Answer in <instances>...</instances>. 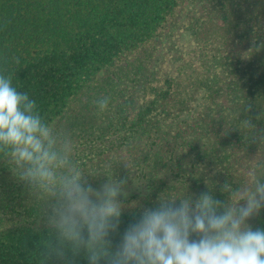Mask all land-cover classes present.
I'll return each instance as SVG.
<instances>
[{
    "label": "trees",
    "instance_id": "16d2710c",
    "mask_svg": "<svg viewBox=\"0 0 264 264\" xmlns=\"http://www.w3.org/2000/svg\"><path fill=\"white\" fill-rule=\"evenodd\" d=\"M0 74L70 138L73 159L79 146L119 138L80 162L88 183L106 182L103 173L128 181L135 170L144 178L145 197L109 234L113 251L160 196L224 202L225 183L264 180V0H0ZM9 164L0 157V187L19 190L21 215L47 214L25 182L7 185ZM247 223L264 230V208ZM49 241L47 224L1 226L0 264H89L84 250L49 254Z\"/></svg>",
    "mask_w": 264,
    "mask_h": 264
},
{
    "label": "clouds",
    "instance_id": "9594fccd",
    "mask_svg": "<svg viewBox=\"0 0 264 264\" xmlns=\"http://www.w3.org/2000/svg\"><path fill=\"white\" fill-rule=\"evenodd\" d=\"M108 103L99 99L97 107L102 112ZM242 123L255 128L249 120ZM73 151L70 138L45 122L36 101L13 86L12 75L0 74V157L38 202L48 203L47 225L56 236L46 245L49 254L63 258L65 248L84 250L89 264H264V230L247 223L264 208V180L254 173L244 186L225 183L224 202L207 192L195 201L160 196L159 206L145 209L113 251L109 234L119 227L118 197L126 195L127 181L103 173L107 181L93 188L85 179L93 174L80 168Z\"/></svg>",
    "mask_w": 264,
    "mask_h": 264
},
{
    "label": "rangeland",
    "instance_id": "374dc122",
    "mask_svg": "<svg viewBox=\"0 0 264 264\" xmlns=\"http://www.w3.org/2000/svg\"><path fill=\"white\" fill-rule=\"evenodd\" d=\"M179 43L182 47H188L190 41L188 38L187 33H181L179 35ZM201 96L199 95L191 109L190 115H193L197 109L201 106ZM191 116L184 117L183 120H188L190 119ZM116 137V136H115ZM118 140L112 141L110 144L108 143H95L89 147L85 146H79L81 149H84L82 152H79L80 155L79 157H75L74 160L75 162L80 166H82V161L88 159L89 156L94 159V157L98 156L103 150H110V148L115 147L116 145L119 144V138L116 137ZM89 149V150H88ZM88 150L87 152H85ZM83 167V166H82ZM10 175V180L8 181L7 185H10V182L17 183L21 182V180L18 178L16 173L13 170V167L11 164H9L8 169ZM171 178H173V174L170 175ZM88 180V176H86V181ZM88 183V182H87ZM105 183V182H104ZM91 184L93 188L99 189L100 186L103 184H98V183H88ZM3 189V185L0 187V227L5 226V225H11L13 223H20L23 221H27L28 224H47V219L46 216L47 214H40L38 216L31 215H25L22 216V200H20V192L19 190L13 191L11 194H6L5 190ZM124 193L126 195H121L118 197V200L122 204V209H127L130 208L131 206L137 205L140 203V201L145 197L147 193V187L144 181V178L142 177L141 173L139 171H133L126 182L124 186ZM241 204L244 202L241 201ZM254 217V216H253ZM252 218H250L248 221H251ZM247 221V222H248Z\"/></svg>",
    "mask_w": 264,
    "mask_h": 264
}]
</instances>
